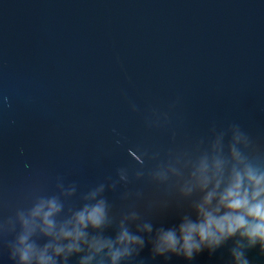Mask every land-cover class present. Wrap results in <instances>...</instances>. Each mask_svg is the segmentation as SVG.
Returning a JSON list of instances; mask_svg holds the SVG:
<instances>
[{
  "label": "water",
  "instance_id": "95a60500",
  "mask_svg": "<svg viewBox=\"0 0 264 264\" xmlns=\"http://www.w3.org/2000/svg\"><path fill=\"white\" fill-rule=\"evenodd\" d=\"M231 124L264 144V0H0V222L57 178L78 206L129 168L105 192L113 212L142 191L138 210L173 226L187 207L149 209L154 187L131 168ZM230 246L189 262L146 244L133 264H226Z\"/></svg>",
  "mask_w": 264,
  "mask_h": 264
},
{
  "label": "clouds",
  "instance_id": "9594fccd",
  "mask_svg": "<svg viewBox=\"0 0 264 264\" xmlns=\"http://www.w3.org/2000/svg\"><path fill=\"white\" fill-rule=\"evenodd\" d=\"M141 155L146 150L138 149ZM145 171L143 159L131 171L154 187L147 207H167L175 202L187 207L173 226L156 227L138 210L142 191L126 192L134 200L119 212L105 196L118 182L129 183V168L118 169L119 181L99 183L70 205L77 193L57 178L52 194L37 192L25 206L16 207L0 222L12 264H133L146 244L153 259L172 256L191 262L207 251L210 255L226 245V264H252L249 253L264 257V144L239 124L206 137L169 148ZM114 230L113 234H106ZM147 237V240H146ZM143 264V261H140Z\"/></svg>",
  "mask_w": 264,
  "mask_h": 264
}]
</instances>
